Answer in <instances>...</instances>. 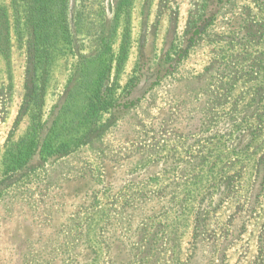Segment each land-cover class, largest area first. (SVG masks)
<instances>
[{
    "label": "rangeland",
    "instance_id": "obj_1",
    "mask_svg": "<svg viewBox=\"0 0 264 264\" xmlns=\"http://www.w3.org/2000/svg\"><path fill=\"white\" fill-rule=\"evenodd\" d=\"M3 15L0 264H264V0Z\"/></svg>",
    "mask_w": 264,
    "mask_h": 264
},
{
    "label": "trees",
    "instance_id": "obj_2",
    "mask_svg": "<svg viewBox=\"0 0 264 264\" xmlns=\"http://www.w3.org/2000/svg\"><path fill=\"white\" fill-rule=\"evenodd\" d=\"M24 3L29 4V12L31 18L28 22L29 30L33 31L34 38H36L35 56L40 50V46L47 42L50 30L54 29L55 23L51 19L55 11H59V15L63 16L68 7L69 0H22ZM9 29V23L5 15L2 19L0 16V46L1 51L7 54L9 48L7 35L5 32ZM6 35V36H5ZM123 56L126 51H122Z\"/></svg>",
    "mask_w": 264,
    "mask_h": 264
}]
</instances>
